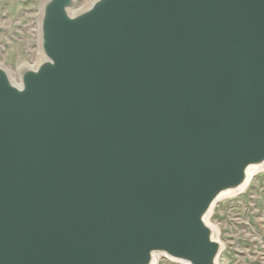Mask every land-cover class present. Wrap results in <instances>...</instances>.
Wrapping results in <instances>:
<instances>
[{
  "label": "water",
  "instance_id": "95a60500",
  "mask_svg": "<svg viewBox=\"0 0 264 264\" xmlns=\"http://www.w3.org/2000/svg\"><path fill=\"white\" fill-rule=\"evenodd\" d=\"M73 5L0 66V264H217L205 217L264 163V0Z\"/></svg>",
  "mask_w": 264,
  "mask_h": 264
},
{
  "label": "rangeland",
  "instance_id": "374dc122",
  "mask_svg": "<svg viewBox=\"0 0 264 264\" xmlns=\"http://www.w3.org/2000/svg\"><path fill=\"white\" fill-rule=\"evenodd\" d=\"M44 0H0V66L13 82L18 71L40 60L37 24ZM92 0H74L78 12ZM220 243L217 264H264V169L240 193L216 201L207 216ZM156 264H185L159 255Z\"/></svg>",
  "mask_w": 264,
  "mask_h": 264
},
{
  "label": "bare ground",
  "instance_id": "6f19581e",
  "mask_svg": "<svg viewBox=\"0 0 264 264\" xmlns=\"http://www.w3.org/2000/svg\"><path fill=\"white\" fill-rule=\"evenodd\" d=\"M40 12V11H39ZM71 13H74L72 10L70 11ZM39 19V18H38ZM37 31H38V37L37 39L39 40V20H38V24H37ZM18 84V83H16ZM264 169V163L260 164V165H251L247 168V178L245 180V182L240 186L238 187L237 189H232V190H226V191H223L221 192L216 200L218 201L219 199H222L224 197H228V196H232V195H235V194H238L240 192H242L246 187L247 185L249 184L251 178H252V175L255 173V172H258V171H261ZM212 209V208H211ZM211 211V210H210ZM209 211V213H210ZM209 213L207 214V216L209 215ZM207 216L205 217L206 221H207ZM214 237L216 238V236L214 235ZM160 254L158 253H154L153 254V258H152V261L150 264H156L157 260H158V257H159ZM186 264V263H185Z\"/></svg>",
  "mask_w": 264,
  "mask_h": 264
}]
</instances>
